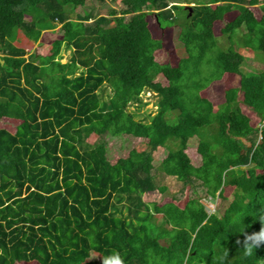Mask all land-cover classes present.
<instances>
[{"label": "trees", "instance_id": "obj_1", "mask_svg": "<svg viewBox=\"0 0 264 264\" xmlns=\"http://www.w3.org/2000/svg\"><path fill=\"white\" fill-rule=\"evenodd\" d=\"M90 1L0 0V264H102L113 252L123 264H264V244L249 254L237 243L264 225V66L245 72L234 47L264 65V0H120L118 9L93 0L107 15ZM57 25L49 52L25 56L15 44L20 32L35 42ZM177 25L186 55L158 62L160 30ZM223 79L230 86L215 106L205 91ZM145 91L158 96L148 121L128 110ZM106 134L135 143L110 157L107 141H86ZM159 147L167 152L154 163ZM161 176L194 192L199 182L205 196L142 200L167 190ZM198 196L228 205L218 215Z\"/></svg>", "mask_w": 264, "mask_h": 264}, {"label": "rangeland", "instance_id": "obj_2", "mask_svg": "<svg viewBox=\"0 0 264 264\" xmlns=\"http://www.w3.org/2000/svg\"><path fill=\"white\" fill-rule=\"evenodd\" d=\"M177 1L182 2L185 0H169V2H171L172 4ZM105 2L109 7H112V8L118 9L121 6L120 0H105ZM180 4L193 5V3H186V2H182ZM87 5L89 7L90 6L96 7L97 11H99L101 14H104V15L108 14L109 8L107 7V5L102 6L100 3H98L97 1H93V0L88 2ZM258 7H259L258 5L251 6V10L254 12V14L257 17H259L260 15V11ZM77 11L82 12V8H78ZM234 15H235V12L229 13L226 15V18L232 19ZM221 24L222 23L219 22L216 25V28H215L216 31H218L219 28L222 26ZM58 27L59 25L53 28L47 29V30H43L40 38L35 42L26 39L20 32V34L18 33V39L15 42V44L18 47L24 48V50L26 51L25 56H28L32 52L37 53V54H44L47 51L49 52L51 41L60 36V34H57ZM151 27H152V30H156L158 28V25L155 22H152ZM160 31L163 33L161 36L163 46L160 50H157L155 52L156 60L161 63L169 62L172 64H177L179 58L186 55L182 43L178 40V35L180 31L179 26L177 25V26H173L170 28L166 27L164 30H160ZM219 43L224 48L228 45V42L225 37L223 39L221 38L219 40ZM240 44H242V42ZM234 47L236 50L240 51L246 57V60L242 65L243 66L242 68L245 72H249L253 70L258 71L263 68L264 66L263 61L257 58L254 51H252L251 49L247 47H243V45H239V44H234ZM60 54H61V61L66 62L69 60L72 54V50L63 48ZM157 79L161 81L162 83H166L165 79L162 76H158ZM227 86H230V83L229 81L224 80V79L220 82H213L206 89L205 94H207L208 98L213 102L215 106H218L224 100V89ZM110 93H111L110 89L106 88V91L104 92V96H108V94ZM141 99H142L141 103L130 104L128 106V110L137 111L138 112L137 118H144V120L148 121L149 116L154 115L157 111L156 104H157L158 96L152 91H145V92H142ZM241 109L246 115H248L251 118V121L254 125L259 126V127L260 125H262L261 123L260 124L258 123V117L255 116V114L250 110L249 107L241 104ZM5 124L9 125L8 128H10L12 122L8 123V121H5L3 125ZM212 132H213L212 130L208 129V130H205L204 134L206 137L211 139L210 136H213ZM102 139L107 141L108 155H110V157H113L115 155H120L121 153L123 154L127 150V148H129V146L135 143L134 140L127 139V141H124L120 144L118 142L119 141L118 139L111 138L107 134L101 137L90 136L87 138L86 141L89 144H94V143L100 142ZM196 142L197 140L196 141L193 140L188 143V154L193 164H195V166L199 165L201 162L200 156L195 151ZM140 148L148 149L144 145H141ZM166 152H167L166 148H161V147L157 148L155 151H152V156L155 159L154 163H159L160 160L166 155ZM235 170L237 174L242 173L243 167L242 168L239 167ZM158 181L162 182V184L167 185V190L165 192L154 190L151 192L144 193L141 197L142 200L148 203L157 202L159 204H164L169 201H176V204L183 206L187 196L188 197L194 196V195L195 196L196 195L205 196L203 186H200L199 182L195 183L196 187H195V192H194L191 184H183L181 181L173 177L161 176L160 178H158ZM232 191H233L232 189L227 187L226 192H224V194L226 196H231ZM172 195L177 196L175 197L176 200L172 198L174 197ZM199 198H201L200 201L205 205V208L207 209L208 212H215L218 215H221L224 209L226 208V206L228 205V200H221L220 197L211 198L207 196V197H199ZM124 213L127 214V211L124 210ZM156 220L158 222L161 221V216L160 215L156 216ZM16 264H32V263H16Z\"/></svg>", "mask_w": 264, "mask_h": 264}, {"label": "clouds", "instance_id": "obj_3", "mask_svg": "<svg viewBox=\"0 0 264 264\" xmlns=\"http://www.w3.org/2000/svg\"><path fill=\"white\" fill-rule=\"evenodd\" d=\"M240 234L243 236V239H237V243L242 245L249 254L264 244V225H262L258 232L248 233L244 228ZM102 264H123V260L119 253L113 252L111 256L103 258Z\"/></svg>", "mask_w": 264, "mask_h": 264}]
</instances>
